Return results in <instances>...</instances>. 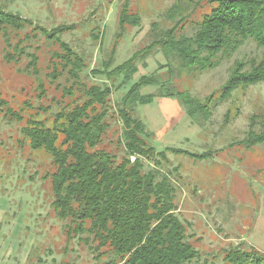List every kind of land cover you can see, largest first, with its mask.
Masks as SVG:
<instances>
[{"label":"trees","instance_id":"obj_1","mask_svg":"<svg viewBox=\"0 0 264 264\" xmlns=\"http://www.w3.org/2000/svg\"><path fill=\"white\" fill-rule=\"evenodd\" d=\"M196 8L198 14L175 6L170 15L173 25L163 28L158 22L152 23L148 44L131 59L114 67V47L102 69L92 70L108 81L120 77L129 81L138 73L139 64L146 67L147 59L155 53L160 52L167 61L160 66L169 68L167 82L160 80V71L143 75L120 102L112 105V86L83 83L81 75L88 63L61 39L63 34L76 30V24L49 30L0 7V35L13 48L5 53V62H19L26 53L19 51L22 42L32 41L37 34L60 46L61 51L52 54L48 62H55L49 65V72L44 71L42 59L35 53H26L30 59L26 69L34 74L38 99L49 97L43 74L57 89L61 80L71 83L64 87L67 104L50 116H41L24 107L14 109L0 92V108L5 117L23 124L24 143L51 158L52 205L57 217L65 222L66 240H77L97 253L99 260L111 257L105 264H192L200 257L185 223L178 217L174 179L163 168L170 163L168 152L199 160L209 155L173 148L157 152L148 142L147 127L136 116V108L153 103L156 96L175 98L191 123L202 127L210 121L214 109L237 91L264 83V0H200ZM141 20L140 14L130 9L129 0L124 2L117 37L127 26L139 27ZM27 28L22 41L13 46L12 39ZM190 29L192 35H188ZM92 31L94 40H100L96 30ZM249 40L261 50L260 57L236 61L218 93L200 99L188 89L167 85L175 78L194 81L217 69ZM150 86L159 87L157 95L142 93ZM230 119L227 114L225 122ZM113 122L119 124L121 133L116 140L106 141ZM253 129L241 142L247 148L264 143V127L259 132ZM145 160L153 163L149 170L145 169ZM173 171L178 173L179 167ZM223 264H264V253L234 247L225 252Z\"/></svg>","mask_w":264,"mask_h":264},{"label":"rangeland","instance_id":"obj_2","mask_svg":"<svg viewBox=\"0 0 264 264\" xmlns=\"http://www.w3.org/2000/svg\"><path fill=\"white\" fill-rule=\"evenodd\" d=\"M126 1L0 0V7L49 30L76 24V30L63 34L61 39L88 63L81 75L82 82L112 86L111 102L115 105L143 75L160 71V80L167 82L169 68H160L167 62L164 56L160 52L150 56L147 66L139 64L138 73L129 81H124L123 77L108 81L92 70L102 69L114 47V67L124 64L148 44L152 23L158 22L163 28L173 25L170 15L175 6L198 14L196 3L200 0H129L132 12L142 18L141 25L127 26L117 37L118 17ZM94 29L100 36L98 41L93 38ZM28 30L12 39L13 46L22 41ZM192 34L190 29L188 35ZM9 50L13 48H9L0 35L1 98L10 101L16 110L24 107L41 116H50L67 104L69 98L64 87L71 83L61 80L57 89L48 84L43 74L49 97L38 99L34 74L26 69L30 60L26 53H35L42 59L44 71L49 72V65L55 63H48L52 54L61 51L57 43L37 34L32 41L22 42L19 51L26 53L19 62L4 61ZM260 55L261 50L249 40L217 69L207 71L194 81L188 77L175 78L167 85L188 89L204 99L218 93L236 61ZM158 91V86L142 89L143 94L157 95ZM4 114L0 108V264H105L111 257L107 261L99 260L97 253L77 240H66L65 222L57 217L52 205V160L43 151L32 150L24 143L23 124ZM227 114L231 118L229 123L225 122ZM136 116L146 125L148 142L157 152L173 148L209 155L199 160L168 152L170 163L163 168L172 175L177 188L178 217L187 227L191 244L200 253L192 264H223L225 252L234 247L255 248L264 253V143L253 148L241 143L251 127L256 132L264 127L261 125L264 124V83L237 91L230 100L214 109L212 118L202 127L191 123L177 99L165 96H156L151 104L139 105ZM118 125L112 123L106 141L116 140L118 132L121 133ZM152 167L153 163L145 160V169ZM177 167L179 172L175 173L173 169Z\"/></svg>","mask_w":264,"mask_h":264}]
</instances>
